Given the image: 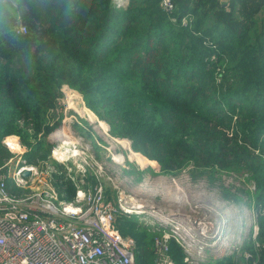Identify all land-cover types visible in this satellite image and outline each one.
<instances>
[{"label": "trees", "instance_id": "1", "mask_svg": "<svg viewBox=\"0 0 264 264\" xmlns=\"http://www.w3.org/2000/svg\"><path fill=\"white\" fill-rule=\"evenodd\" d=\"M171 1L172 11L163 0H0V170L7 135L39 155L18 121H33L37 136L68 85L166 174L251 171L264 210V0ZM65 184L56 187L75 201L77 184ZM117 222L135 239L136 264H155L162 231L129 215ZM259 228L261 249L248 237L246 250L264 264V214ZM169 255L188 264L175 240Z\"/></svg>", "mask_w": 264, "mask_h": 264}, {"label": "rangeland", "instance_id": "2", "mask_svg": "<svg viewBox=\"0 0 264 264\" xmlns=\"http://www.w3.org/2000/svg\"><path fill=\"white\" fill-rule=\"evenodd\" d=\"M128 1L121 5L126 6ZM57 95L56 106L46 112L43 130L37 136L33 121H18L20 128L27 131L34 147L40 149L34 160L29 156L32 148L26 146L22 135L11 134L1 140L2 148L10 155L4 162L5 166L11 162L7 167L11 172L20 161V165L35 166L38 173L36 177L32 174L25 177L22 184L10 177L9 189L13 194L26 198L38 192L53 190L59 197V202L72 204L75 201L66 200L65 194L61 195V190L56 187L57 184L72 181L78 187L76 194L83 190H93L95 184L84 166L76 167L71 162H59L56 160L59 156L54 157L53 149L57 144L50 137L60 130L64 142H78L82 151H89L90 156L94 157L97 164L88 162L101 172L98 173L99 179L107 188L108 194H112L117 206L120 205L119 194L123 192L133 203H143L160 212L165 210L164 212L174 215L170 218L173 220L171 228L181 231L183 243L191 254V264H197L193 256L198 254L205 257L201 264H210L214 259L215 262H222L231 258L233 264H247L250 261L258 263L254 253L246 250L245 241L250 237L256 243V252L261 249L256 240L260 230L259 217L264 214V210L262 206L259 209L255 207L256 183L251 171L234 167L217 172L189 165L176 174H166L157 160L136 150L131 139L117 135L109 121L91 109L84 95L77 89L64 85L57 91ZM47 126L52 130L45 134ZM9 137L15 139H8ZM43 138L44 141L41 142ZM127 144L130 145L133 156L130 151L125 150L128 148ZM50 147L49 157L46 159L43 156ZM19 151L22 153L16 155ZM122 164L125 166H121ZM64 187L66 188L63 190H66L68 184ZM130 216L141 225L156 221L155 218L144 215ZM116 225L124 237L135 240L132 235L126 236L123 233L118 222ZM151 234L159 236L156 232Z\"/></svg>", "mask_w": 264, "mask_h": 264}, {"label": "built area", "instance_id": "3", "mask_svg": "<svg viewBox=\"0 0 264 264\" xmlns=\"http://www.w3.org/2000/svg\"><path fill=\"white\" fill-rule=\"evenodd\" d=\"M115 1L122 4L126 0ZM162 5L168 11L174 7L171 0H163ZM52 136L50 139L57 144L53 149L54 157L59 156L56 160L71 162L76 167L84 166L87 173L97 178L98 184L91 191H79L72 204L59 202L53 190L22 198L10 191L8 180L11 177L16 183L22 184L26 171H31L36 177L38 173L35 166L20 165L19 161L13 172L7 168L11 162L3 167L0 170V264H136L134 240L124 237L116 225V218L118 215H128L127 210L149 209H152L156 221L147 225L162 231L161 237L155 242L158 254L155 264H174L169 255V243L172 240L184 249L185 262L189 264L191 254L183 243L181 231L172 229L171 224L165 222L174 216L172 213H166L165 210L160 212L143 203H133L123 192L119 194L120 205L117 206L112 194H108L99 179L98 173L101 172L88 162L96 163L89 151H82L78 142H64L63 135L57 138ZM66 144L74 148L72 157L62 155ZM126 146L128 148L125 150L133 156L130 145ZM193 260L201 264L202 257L200 254L194 255Z\"/></svg>", "mask_w": 264, "mask_h": 264}, {"label": "bare ground", "instance_id": "4", "mask_svg": "<svg viewBox=\"0 0 264 264\" xmlns=\"http://www.w3.org/2000/svg\"><path fill=\"white\" fill-rule=\"evenodd\" d=\"M60 131V130H59ZM58 131V133L56 134V135H54V136H52V138H57V137H62V133H61V131L59 132ZM66 132V131H65ZM67 145V147L66 148H64V149H62V155L63 156H68V157H72L74 154H75V151H74V148H72L71 146H68V144H66ZM141 209H144V208H141ZM127 213L130 215V214H137V215H141V216H148V217H153V218H155L154 217V214H153V212L152 211H147V210H127ZM143 216V217H144ZM143 217H141V218H143ZM152 219V218H151ZM176 218H174V220H175ZM177 220V219H176ZM171 221H173V220H170V219H166L165 220V222L166 223H171ZM180 226V225H179ZM181 227V226H180ZM220 235V234H219ZM202 251V250H201ZM203 252H205V251H203ZM202 257V259L204 260L205 259V257L204 256H201Z\"/></svg>", "mask_w": 264, "mask_h": 264}, {"label": "water", "instance_id": "5", "mask_svg": "<svg viewBox=\"0 0 264 264\" xmlns=\"http://www.w3.org/2000/svg\"><path fill=\"white\" fill-rule=\"evenodd\" d=\"M31 175V171H26L25 173H24V176L25 177H29Z\"/></svg>", "mask_w": 264, "mask_h": 264}]
</instances>
